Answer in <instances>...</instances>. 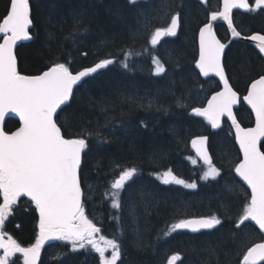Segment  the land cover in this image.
<instances>
[{
    "label": "trees",
    "instance_id": "obj_1",
    "mask_svg": "<svg viewBox=\"0 0 264 264\" xmlns=\"http://www.w3.org/2000/svg\"><path fill=\"white\" fill-rule=\"evenodd\" d=\"M162 1H140L137 9V4L128 0H30L33 39L16 49L18 70L25 75L39 74L55 62L67 63L78 72L103 59L114 61L74 89L60 122L67 137L81 136L88 142L80 178L85 204L87 198L92 199L95 210L104 211V220L97 225L98 238L118 240L132 264H153L148 255H152L154 237L159 235L156 223L173 225L182 219L212 215L228 222L238 205L246 206L249 197L234 177L239 154L228 124L223 121L212 132L209 123L190 114L219 88L214 79L202 80L194 67L195 30L206 22L205 11L203 17H198L197 11L185 4L189 6L181 12L179 38L166 43L154 56L164 66V73L156 75V67L151 65L153 55L146 48L152 33L163 27L162 19L167 18L157 20L165 14ZM5 2L0 0V9ZM213 3L215 0H209ZM253 24L250 29H258L256 22ZM217 33L227 45L226 74L242 96L254 77L264 75V61L246 44L226 42ZM137 60L148 63V68L136 66ZM236 117L243 126L252 122L243 106ZM18 124L9 119L4 128L9 131ZM197 135L208 136L213 165L221 172L215 180L201 179L206 167L192 164L189 140ZM128 168L137 169L131 182L140 177L145 191L136 196H131L135 190L128 196L118 195L121 207L113 208L114 191L108 189V181L111 184ZM166 171L197 187L186 190L178 184L159 185L160 174ZM38 223L35 206L21 198L3 231L22 247L32 246L38 238ZM215 241L209 239L198 248L192 240L166 243L162 256L168 259L184 255L183 248L187 254L202 256L191 259V264H211L220 248ZM135 251L143 254L139 256ZM88 254L86 247L77 250L69 241L58 240L42 248L38 264H84ZM11 259L23 264L18 254Z\"/></svg>",
    "mask_w": 264,
    "mask_h": 264
},
{
    "label": "snow or ice",
    "instance_id": "obj_2",
    "mask_svg": "<svg viewBox=\"0 0 264 264\" xmlns=\"http://www.w3.org/2000/svg\"><path fill=\"white\" fill-rule=\"evenodd\" d=\"M128 2L134 5L137 0ZM233 9L248 12L264 10V0H255L254 7L250 6L248 0H223V10L211 15L212 21H227L233 36L240 37V32L233 26ZM179 25L180 17L176 15L167 27L156 29L151 37L152 46L159 44L164 36H175ZM32 27L30 0H9L6 14L0 17V125L7 114L14 113L19 117L20 126L11 133L0 127V231L13 205L21 197H27L39 213V236L33 246L22 247L10 236L5 242L3 235H0V249L3 250L0 264H15L11 257L17 253L22 255L23 264H36L43 244L52 239L69 241L73 246L79 245L81 248L90 245L99 254L100 264H117L121 259V244L115 239L101 237L104 246H100L94 239L100 229L85 215L82 200L85 193L80 170L88 142L81 136L67 137L62 131L64 125L60 122L61 113L64 112L62 106H66L73 97L74 88L114 61L103 59L93 67L75 73L69 64L55 62L39 74H21L16 49L19 42L33 39ZM249 38L258 46L259 52L264 53V35H251ZM226 47L217 38L212 23H206L199 30V58L195 67L204 77H218L223 89L211 96L206 107L194 108L193 113L206 120L214 129L220 127L224 117L231 121L235 128V141L242 153V159L235 165L234 171L250 189L246 206L242 207L235 226L240 228L244 225L247 228L249 225L245 222L251 221L258 226L260 233H264V151L261 150L264 147V75L251 82L247 94L242 98L255 116V126L242 127L233 113L241 97L230 85L222 63ZM154 62L157 65L155 74L164 73V66L158 60L154 59ZM123 66L127 68L128 64L124 63ZM205 141L206 138H200L192 142L203 164L207 166L201 179L215 180L221 172L213 165L204 148ZM136 171L135 168L124 169L114 179L111 184L114 190L113 208L121 207L115 197L132 180ZM159 179L165 185L175 183L186 188L197 186L177 178L171 171L164 172ZM221 224V218L216 215L182 219L172 225L170 232L188 230L198 233L215 229ZM170 232L166 231L164 235ZM260 240L247 247L242 260H238L237 264H264V236ZM109 247L110 258L106 256ZM180 259L179 255H173L168 264H175Z\"/></svg>",
    "mask_w": 264,
    "mask_h": 264
},
{
    "label": "flooded vegetation",
    "instance_id": "obj_3",
    "mask_svg": "<svg viewBox=\"0 0 264 264\" xmlns=\"http://www.w3.org/2000/svg\"><path fill=\"white\" fill-rule=\"evenodd\" d=\"M140 1H147V0H137V2H136L137 9H138V3ZM162 2L164 3L163 11H165V14H163L162 16L160 15V17H158L157 20H159L161 17L162 18L167 17V18L162 19L163 27L161 26L157 29H162V28L167 27L171 22V18L173 16L178 15L180 17V25L178 27L177 34L175 36H164V38L155 47L152 46L151 37H150L148 40L149 45L146 49L149 50V52L153 55V58H155L154 57L155 53L156 54L159 53L158 49L161 50V48L163 47L162 44L171 43L172 41L179 38L180 33H181V24H182L181 12L184 10H187L188 6L191 5L195 9L194 11H197L198 17H203L204 11H205V15L207 17L206 22L199 24L197 26V29L195 30V39H194L195 40V50L194 51H195V56H196L195 59L197 60V57H198L197 36H198L199 29L205 23H207L208 18L213 13H219L220 12L221 0H215V4L214 3L209 4V0H206V2H204V3H201L198 0H173V1L163 0ZM193 2H195L197 5H194ZM248 2L250 4V6L254 7L255 0H248ZM5 3L6 4H5L4 8L0 9V17H3L6 14V11L9 7V0H7V2H5ZM185 4H189V5L185 6ZM191 6H190V9L192 10ZM211 9H214V10L210 11ZM161 10H162V8H161ZM232 15H233V23L235 25V28L237 29L238 32H240V34L242 36L247 37V36H251L254 34L264 35V10H257L254 12L234 11ZM255 22L257 25V26L255 25V27L258 29H250V27H254L253 23H255ZM214 29H215V33L219 32V36H221V38L224 41H226V42L231 41L230 35L228 33V30H227L225 24L216 23L214 25ZM216 35H218V33ZM223 43H225V42H223ZM247 46H249V45H247ZM249 47H251V46H249ZM251 48L256 53V56L258 58H260L262 61H264V59L258 54V52L253 47H251ZM225 50H227V47ZM225 53H226V51H225ZM225 53L223 56V63H224ZM258 77H260V76H257L254 78H258ZM248 82L249 81H247V83ZM250 82L248 83V85L250 84ZM243 95H245V94H243ZM16 128L17 127L12 128V130L10 132L14 131ZM160 175L162 176L163 173ZM117 178L118 177H116V179ZM155 178H156V176H155ZM143 180L145 181L146 179L143 178ZM113 181L111 182V184L113 183ZM141 182H142V179H140V177H138V176L132 182H131V180L128 181L125 184L124 189L121 190L118 195L128 196L129 192L133 191V190H135V193H133L131 196L138 195L139 192L145 191V187L143 185H140ZM111 184H110V181H108V189L111 187ZM158 184L161 186H166L165 184H163L161 182L160 179H159ZM140 186H143V188H140ZM127 187H128V191L125 192V189H127ZM113 198L114 197L112 195V199ZM115 198L119 200V198L117 196ZM0 203H2V198H0ZM96 207L93 206L92 199L87 198L86 204L84 205L85 215L87 216V218L89 220L92 221V223H96V225H98V223H101L102 220H104V218H103L104 217V211L103 210H101V211L95 210ZM242 207H243L242 205H238L235 212L233 213V214H235L233 219L231 221H228V222L222 221V224L218 225L217 228H215V229L201 230L198 233H192V232L185 231V232H182L180 234V236H177V237H174L175 232H170L172 224L163 223V222L162 223L161 222L156 223L155 224L156 227H160L159 235L156 238L154 237V243L156 244V246L151 251L152 255H148V257L149 256L152 257V263L153 264H168V260L170 259L171 256H169L168 259H164V257L162 256V247L166 243H169L167 245H170L171 243H174V241H176L175 242L176 244L178 242L179 243L182 242L183 244H185L187 241L192 240V243H194L196 248H198V246L201 245L203 242H205L209 239H213V238L215 239L216 238L215 242H218L220 244V248H219V252L214 255L213 262L211 264H237L238 260H242V255L244 252H246L247 247L253 246L255 243L261 242L260 237L264 236L263 233L259 232V229H257L256 227H254L253 225H251L249 223H246L249 225V227H247V228H245L244 225H241L240 228H236L235 225L237 223V219H238L239 215H241ZM96 227H98V226H96ZM241 229H243V231H241ZM37 230H38V235H39V228ZM166 231L170 232V234L167 236L164 235V233ZM233 233H236V235L234 236ZM98 235H99V233H97L94 236V239L96 240V242L100 246L103 247L104 241L101 239V237L98 238ZM105 239H112V238H105ZM117 242H118V240H117ZM220 242H222V243H220ZM72 246H73V244H72ZM183 246L184 245L181 244V247H183ZM73 247L76 248L77 250L85 249V247L81 248V247H79V245H76ZM86 250L89 252V254L85 255L84 264H100L99 254L96 253L91 248L90 245L86 244ZM124 250H125V248L121 247V259L117 262V264H132L131 260H129V258L125 257L126 254H125ZM167 250H168V248H167ZM182 250H184L185 254L179 255L181 258L180 264H191L190 263V261H192L191 259L202 257L201 255L187 254L185 252V249H183V248H182ZM139 252L140 251H135V254L141 256L143 253H139ZM1 255H3V252L1 253ZM106 256H108L109 258L111 256V248L110 247L108 248V251L106 252ZM156 258H158L157 261H156ZM178 261H176L175 264H177Z\"/></svg>",
    "mask_w": 264,
    "mask_h": 264
},
{
    "label": "water",
    "instance_id": "obj_4",
    "mask_svg": "<svg viewBox=\"0 0 264 264\" xmlns=\"http://www.w3.org/2000/svg\"><path fill=\"white\" fill-rule=\"evenodd\" d=\"M199 2H201V3H204L206 0H198ZM223 10V0H221V7H220V12ZM233 11H245L244 9H233ZM208 23H212L213 24V31L215 32V29H214V25L216 24V23H222V24H225V26H226V28H227V30H228V33H229V35H230V38L232 39V40H234V41H240V42H244V43H246V44H248V45H250V46H252L258 53H259V55L264 59V53H260L259 52V48H258V46H256L255 45V42H253L249 37H242L241 35H240V37H235V36H233V34H232V30L231 29H229L228 28V24H227V21H223V20H221V19H218L217 21H212L211 20V16L209 17V21H208ZM234 26V25H233ZM202 27H204V26H202ZM201 27V28H202ZM200 28V29H201ZM178 29V28H177ZM216 34V33H215ZM255 35H258V34H255ZM161 40V39H160ZM0 42H2V41H0ZM26 42H29V41H22V42H19L18 43V46L20 45V44H22V43H26ZM17 46V47H18ZM198 48H199V33H198ZM226 49V48H225ZM224 53H225V50H224ZM224 53L222 54V61H223V56H224ZM198 58H199V53H198ZM197 61H198V59H197ZM196 61V62H197ZM196 64V63H195ZM196 68V67H195ZM196 70H197V72L199 73V70L196 68ZM83 71V70H82ZM99 71V70H98ZM94 74V73H93ZM92 74V75H93ZM200 76H201V78H203V79H206V78H209V77H214V76H209V77H204V76H202L201 74H199ZM217 81H218V83L220 84V87H221V89L220 90H222L223 89V84H222V82H220L219 81V78L218 77H214ZM250 87V86H249ZM215 94V93H214ZM213 94V95H214ZM209 99H211V97L209 98ZM208 99V100H209ZM207 100V101H208ZM70 102V101H69ZM69 102L67 103V105L69 104ZM244 102V101H243ZM66 105V106H67ZM244 105L250 110V112H251V109H250V107L246 104V102H244ZM66 106H62L63 108L64 107H66ZM207 106V102H206V104H205V106L204 107H206ZM238 106H239V103L237 104V105H235L234 106V108H233V113H234V110L236 109V108H238ZM191 114H193L194 115V113H193V111H192V113ZM252 114V116H253V119H254V124H253V126L252 127H254L255 126V116H254V114L253 113H251ZM235 115V114H234ZM197 117V116H196ZM7 119H18L19 120V117H17V116H15V114L14 113H9V114H7L6 116H5V118H4V121H3V124L2 125H0V127H4V124H5V122H6V120ZM222 119H226L228 122H229V124H230V126H231V128H232V131H233V133H234V136H235V128L232 126V124H231V121L230 120H228V118L227 117H224V118H222ZM216 129V128H215ZM214 128H212V130H215ZM17 130V129H16ZM15 130V131H16ZM14 132V131H13ZM200 138H206V137H195V138H193L191 141H190V148L192 149V151H193V153L195 154V156L198 158V160H200L201 162H203V160L200 158V156L197 154V152H196V149L193 147V140H199ZM236 145H237V147H238V149H239V145H238V143H236ZM197 147H199V144H197ZM204 148L206 149V151H207V153H208V155L210 156V154H209V151H208V148H207V138H206V141H205V144H204ZM239 153H240V151H239ZM240 155H241V159H242V153H240ZM236 175V174H235ZM237 177V176H236ZM238 179H239V177H237ZM242 182V181H241ZM243 183V182H242ZM244 184V183H243ZM246 187H247V185L246 184H244ZM249 190V192H250V189H248ZM24 198H27V197H24ZM28 199V198H27ZM249 222H251V221H249ZM253 225H255L254 224V222H251ZM256 226V225H255ZM256 227H258V226H256ZM0 235H2V233H1V231H0ZM5 240V239H4ZM55 239H52V240H47V241H45V243H49V242H52V241H54ZM5 242H6V240H5ZM44 243V244H45ZM0 251H3L2 249H0Z\"/></svg>",
    "mask_w": 264,
    "mask_h": 264
},
{
    "label": "bare ground",
    "instance_id": "obj_5",
    "mask_svg": "<svg viewBox=\"0 0 264 264\" xmlns=\"http://www.w3.org/2000/svg\"><path fill=\"white\" fill-rule=\"evenodd\" d=\"M171 1H173V0H171ZM162 6L164 7V3L162 4ZM188 15H189V12H188ZM136 66L148 68V63H146V62L145 63H140V61L137 60L136 61Z\"/></svg>",
    "mask_w": 264,
    "mask_h": 264
}]
</instances>
